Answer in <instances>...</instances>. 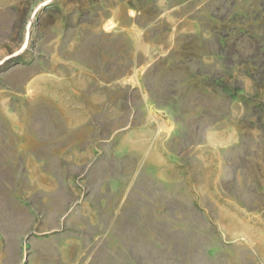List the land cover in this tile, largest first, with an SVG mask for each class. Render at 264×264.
Wrapping results in <instances>:
<instances>
[{"label":"rangeland","instance_id":"374dc122","mask_svg":"<svg viewBox=\"0 0 264 264\" xmlns=\"http://www.w3.org/2000/svg\"><path fill=\"white\" fill-rule=\"evenodd\" d=\"M0 62V264H264V0H0Z\"/></svg>","mask_w":264,"mask_h":264},{"label":"crops","instance_id":"0c3cea01","mask_svg":"<svg viewBox=\"0 0 264 264\" xmlns=\"http://www.w3.org/2000/svg\"><path fill=\"white\" fill-rule=\"evenodd\" d=\"M88 72L91 73V74H95V72H93V70L92 71L91 70H88ZM96 78H97V76H96ZM96 78L92 77L93 83L95 82L94 79H96ZM54 80H56V79H54ZM70 84H72V82H70ZM98 98H99V96H97V95L96 96H93L92 94H89V97L88 96H83V95H80L78 97V102L80 103L81 107H83V110L87 113L85 116H82V115L80 116V118L83 117L82 120H80L79 117L75 116L76 117L75 119L76 120H79L78 124H80L81 128L80 129H74L73 126H75V124H73V125L71 124V127L72 128H69V130L66 131L65 138L64 137L63 138H55V141H53V144H56V143H69L70 144V147H74L75 148L77 145L79 147L80 144L83 143L82 141H80V142L73 141L72 136L75 135V134H78V133L81 135L83 133V130H84L83 129L84 125H87L88 124L89 118H92L93 116L99 114V111H102L101 108H99L100 107L99 104H103V102L98 101ZM108 99L109 98L106 96L105 97V100L108 101ZM59 102H61V101H59ZM110 103H111L110 113H113L114 110H115V106H114V103H113V99H112V102H110ZM116 105H118V102L116 103ZM53 106L55 108H57V109L58 108L60 109V108H63L64 104L53 103ZM117 111H118V107H117ZM71 112L73 113V111H71V110L69 111V117H73L74 116V114H72ZM63 118L65 119V121L67 123H69L68 122V118L65 115L63 116ZM72 119L73 118H70V120H72ZM117 135H118V132H117ZM84 143H86L87 146H88V144H95V142H93V141H86ZM134 181H135V179L132 178L131 183L129 182V186H128L129 192L132 190L131 187H132V185H134ZM129 192H128V194H129ZM185 197H188V196L185 194ZM127 198H128V196H127ZM127 198H126V200H123V202L119 206L116 207L115 213H114L115 214V219L120 214L121 207L124 204H126ZM177 202L178 203H181V202H183V199L180 198ZM182 217L184 218L183 215H182ZM183 234H184V232H183ZM155 241H156L154 243L155 245H161L162 242L163 243L165 242V241H162V238H159V237L158 238L155 237ZM132 262H133V260H132Z\"/></svg>","mask_w":264,"mask_h":264},{"label":"bare ground","instance_id":"6f19581e","mask_svg":"<svg viewBox=\"0 0 264 264\" xmlns=\"http://www.w3.org/2000/svg\"><path fill=\"white\" fill-rule=\"evenodd\" d=\"M113 28H114V27H113ZM111 29H112V28H111ZM111 29H109V30H111ZM109 30H107V31H109ZM8 58H9V57H8ZM8 58H6L5 60H7ZM5 60H4V61H5ZM2 62H3V61H2ZM2 62H0V64H2ZM150 108H151V107H150ZM149 110H150V109H149ZM149 110H148V111H149ZM167 122H168V121H167Z\"/></svg>","mask_w":264,"mask_h":264}]
</instances>
